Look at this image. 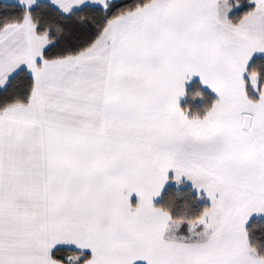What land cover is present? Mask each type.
<instances>
[{"label": "snow or ice", "instance_id": "1", "mask_svg": "<svg viewBox=\"0 0 264 264\" xmlns=\"http://www.w3.org/2000/svg\"><path fill=\"white\" fill-rule=\"evenodd\" d=\"M0 264H264V0H0Z\"/></svg>", "mask_w": 264, "mask_h": 264}]
</instances>
